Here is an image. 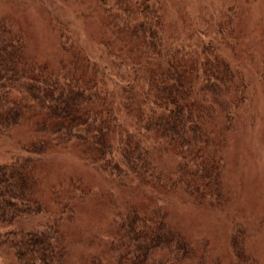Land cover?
I'll return each mask as SVG.
<instances>
[{"label":"trees","instance_id":"16d2710c","mask_svg":"<svg viewBox=\"0 0 264 264\" xmlns=\"http://www.w3.org/2000/svg\"><path fill=\"white\" fill-rule=\"evenodd\" d=\"M0 1L51 13V0ZM95 1L81 16L98 35L54 26L48 59L0 16V255L70 264L87 209L102 219L84 232L89 264H261L237 216L220 255L180 218L224 209L229 137L264 82V40L236 25L259 0Z\"/></svg>","mask_w":264,"mask_h":264},{"label":"rangeland","instance_id":"374dc122","mask_svg":"<svg viewBox=\"0 0 264 264\" xmlns=\"http://www.w3.org/2000/svg\"><path fill=\"white\" fill-rule=\"evenodd\" d=\"M204 1L210 10L215 11L221 7V0ZM93 2L96 4L95 0H89V6ZM79 3L82 4L83 0H51V13L46 17L44 9L33 10L25 4L17 10L13 1H0V16L3 14L14 16L13 18L19 22L28 35L38 55L48 59L55 47V39L51 30L54 26H64L73 33H80L84 38L98 35L97 21L81 16V12L88 10L89 6L81 7ZM95 4L90 8H94ZM191 4L200 5L201 0H192ZM254 4L251 9L252 14L241 18L236 27L237 30L245 32L247 38L255 39L257 37L252 36V29H256L258 37L264 40V0H259ZM23 11L27 12L22 13ZM177 18L180 16L176 14L175 20ZM242 39L243 37H240V50L251 51L250 47H246V38ZM254 49L260 62H258L259 66H252V68L260 72L264 70V42L259 41ZM238 115L241 119L237 122L236 131L229 137L225 150L226 165L223 182L226 202L223 211L214 208L210 212L205 210L182 212L180 218L194 231L195 235L208 234L212 243L215 244L214 253L220 255L226 246L227 232L223 224L233 219L237 220L234 215L237 216L244 222L251 235L250 251L261 264H264V82L255 84L253 97L241 106L237 112ZM25 135V133L12 135L8 144H13L17 138ZM4 150L5 148L3 151L0 150V156L4 154ZM63 157L67 158V156ZM87 212V209L82 212L80 222L84 224L81 229H70L71 237L78 240L73 246L70 264H89L88 258L92 254H97L93 253L89 245L86 246L88 235L84 232L94 227L100 228L102 219H95L100 216L97 217ZM100 234L102 233L99 232ZM0 264H16V262L10 252L4 251L0 255Z\"/></svg>","mask_w":264,"mask_h":264}]
</instances>
